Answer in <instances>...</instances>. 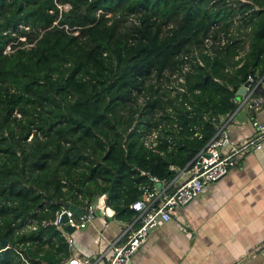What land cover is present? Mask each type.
<instances>
[{
	"label": "trees",
	"instance_id": "trees-1",
	"mask_svg": "<svg viewBox=\"0 0 264 264\" xmlns=\"http://www.w3.org/2000/svg\"><path fill=\"white\" fill-rule=\"evenodd\" d=\"M247 75L264 95V0H0V264H58L64 236L39 221L65 202L104 193L129 222L142 186L189 164Z\"/></svg>",
	"mask_w": 264,
	"mask_h": 264
},
{
	"label": "crops",
	"instance_id": "crops-1",
	"mask_svg": "<svg viewBox=\"0 0 264 264\" xmlns=\"http://www.w3.org/2000/svg\"><path fill=\"white\" fill-rule=\"evenodd\" d=\"M253 120L264 122V100L255 107L242 104L232 111L228 140L221 150L251 136ZM185 176L177 171L158 184L170 190ZM104 196L101 193L89 203L95 209L90 220L67 232L74 243L67 246V254L58 264L70 255L84 256L88 259L85 264H107L114 249L126 239L128 232L123 229L128 222L112 216ZM86 206L77 207L85 210ZM98 207L105 212L100 213ZM76 217L79 223L81 218ZM262 245L264 138L259 148L245 151L225 174L175 209L169 219L147 230L129 264H256Z\"/></svg>",
	"mask_w": 264,
	"mask_h": 264
},
{
	"label": "built area",
	"instance_id": "built-area-1",
	"mask_svg": "<svg viewBox=\"0 0 264 264\" xmlns=\"http://www.w3.org/2000/svg\"><path fill=\"white\" fill-rule=\"evenodd\" d=\"M17 27L27 29V25L23 23H18ZM23 38L22 35H17V39L22 40ZM7 47L8 46H6V48ZM246 80H248V84L243 94L240 95L239 100L234 98L236 103L234 109H237L242 104L248 107H255L264 100V95L253 94V89L258 84L259 80L253 79L250 75H247ZM231 116L232 111L217 119L213 134L195 153L189 164L178 169V172L185 173L186 176L172 189L167 190L159 186L158 183L165 180L158 181L155 177H150V179L155 181L158 185L154 184L150 188L142 186L140 195L129 204V207L134 210V213L125 229H123V232H128V236L114 249L107 264H128L134 251L144 240L147 230L169 219L171 213H174L175 209L184 205L191 198L203 191L211 182L225 174L228 168L232 166L245 151L260 147V142L264 138V122L253 120L252 125L254 126V132L251 136L237 143L230 144L226 150H221V147L224 146L228 140L227 124ZM158 135L159 131L157 127L148 129L141 134V143L147 148L155 149ZM102 202L103 201H101V203ZM96 209H99L100 213L105 212L102 207ZM94 212L95 209L93 205L87 204L86 209L80 216L81 221L76 223L72 219L74 214L64 205L57 208L50 219H40L39 223L41 225L51 224L59 228L64 236L66 245L69 247L73 245L74 240L71 235L62 229V224L68 223L73 225L74 228L83 226L86 221L94 216ZM62 213L66 215V220L64 222H60ZM36 225L37 220L28 218L19 229H35ZM7 246L8 245H5V247ZM87 262L88 259L84 256L78 257L76 255H70L66 257L64 261H61L60 264H85ZM27 264L34 263L29 261Z\"/></svg>",
	"mask_w": 264,
	"mask_h": 264
},
{
	"label": "water",
	"instance_id": "water-1",
	"mask_svg": "<svg viewBox=\"0 0 264 264\" xmlns=\"http://www.w3.org/2000/svg\"><path fill=\"white\" fill-rule=\"evenodd\" d=\"M247 84H248V80H245V81H243L238 86V88L235 91V97L238 98V97H240V95L243 94V92H244L245 87L247 86ZM64 205L67 206V208L69 210H71L72 213L75 216H81L83 214V212H84L83 207H77L73 203L65 202ZM65 220H66V215H65V213H62L61 214V217H60V222H64ZM62 229L65 230L66 232H71L74 229V226L73 225H70L68 223H63L62 224ZM6 243H7V240L6 239H1L0 240V244L1 245H5ZM259 256H260V259H259V261H257L256 264H264V245H262L261 248L259 249Z\"/></svg>",
	"mask_w": 264,
	"mask_h": 264
},
{
	"label": "rangeland",
	"instance_id": "rangeland-1",
	"mask_svg": "<svg viewBox=\"0 0 264 264\" xmlns=\"http://www.w3.org/2000/svg\"><path fill=\"white\" fill-rule=\"evenodd\" d=\"M61 7H62V6H61ZM63 7H66V5H63ZM238 99H239V97H238ZM72 219H73L74 222L77 223V217H76V216H73Z\"/></svg>",
	"mask_w": 264,
	"mask_h": 264
}]
</instances>
